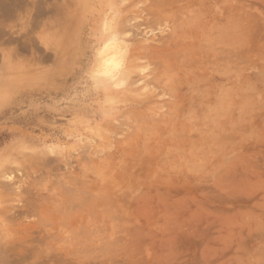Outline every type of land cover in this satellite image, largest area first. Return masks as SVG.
<instances>
[{"label": "rangeland", "instance_id": "rangeland-1", "mask_svg": "<svg viewBox=\"0 0 264 264\" xmlns=\"http://www.w3.org/2000/svg\"><path fill=\"white\" fill-rule=\"evenodd\" d=\"M0 264H264V0H0Z\"/></svg>", "mask_w": 264, "mask_h": 264}, {"label": "clouds", "instance_id": "clouds-1", "mask_svg": "<svg viewBox=\"0 0 264 264\" xmlns=\"http://www.w3.org/2000/svg\"><path fill=\"white\" fill-rule=\"evenodd\" d=\"M93 39L91 60L84 71L86 84L96 91L122 89L126 86L130 45L116 28H101Z\"/></svg>", "mask_w": 264, "mask_h": 264}, {"label": "bare ground", "instance_id": "bare-ground-1", "mask_svg": "<svg viewBox=\"0 0 264 264\" xmlns=\"http://www.w3.org/2000/svg\"><path fill=\"white\" fill-rule=\"evenodd\" d=\"M166 3V2H165ZM153 13V12H152Z\"/></svg>", "mask_w": 264, "mask_h": 264}]
</instances>
